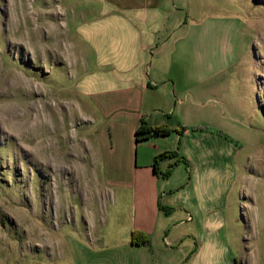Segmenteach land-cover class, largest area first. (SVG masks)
Returning <instances> with one entry per match:
<instances>
[{
	"label": "rangeland",
	"instance_id": "obj_1",
	"mask_svg": "<svg viewBox=\"0 0 264 264\" xmlns=\"http://www.w3.org/2000/svg\"><path fill=\"white\" fill-rule=\"evenodd\" d=\"M75 2L0 0V264H130L126 195L96 171L105 130L89 98L109 88L98 73L121 76L129 61L111 55L115 34L82 12L88 1ZM176 4V38L197 42L199 70L228 91L208 106L232 107L245 126L232 211L253 239L250 264H264V0Z\"/></svg>",
	"mask_w": 264,
	"mask_h": 264
},
{
	"label": "crops",
	"instance_id": "obj_2",
	"mask_svg": "<svg viewBox=\"0 0 264 264\" xmlns=\"http://www.w3.org/2000/svg\"><path fill=\"white\" fill-rule=\"evenodd\" d=\"M75 1H88L82 12L96 13V24L115 34L111 55L129 61L121 76L98 73L109 88L89 98L105 130L100 147L96 142L90 151L96 171L126 195L130 264H151L149 256L153 264L253 263V239L238 233L231 198L244 178L240 140L245 126L232 107L208 106L228 91L221 93L223 87L210 83L208 68L199 70L197 42L190 43L188 35L184 43L176 38L185 25L176 14V0ZM142 120L177 131L138 143L135 134ZM166 152L178 157L160 161L159 172L178 164L162 178L154 172V159ZM103 192L102 209L108 200ZM134 232L149 243L134 241Z\"/></svg>",
	"mask_w": 264,
	"mask_h": 264
},
{
	"label": "trees",
	"instance_id": "obj_3",
	"mask_svg": "<svg viewBox=\"0 0 264 264\" xmlns=\"http://www.w3.org/2000/svg\"><path fill=\"white\" fill-rule=\"evenodd\" d=\"M175 131H177V130H173L170 127H150L145 120H142L141 124L139 125V127L136 130L135 136H136V141L139 143V142L149 141V140L154 139V138L169 137ZM178 132H179V135L182 136L184 129H180V130H178ZM175 157H178L177 152H166V153H163V154L155 157L154 166H153L154 172L156 174L160 175L162 178H168L172 174L173 169L178 164V162H175L171 166V168L169 170H167L166 172H159L158 164L160 161H163L165 159H172ZM181 160L184 163L186 162L184 158H182ZM181 160H179V162ZM187 166L190 167L189 165H187ZM161 208L166 211V209H164L163 207H161ZM133 238H134V241H137L138 243H142V244L149 243V238L146 237L142 233H135L134 232ZM234 264H239V263L237 260H235Z\"/></svg>",
	"mask_w": 264,
	"mask_h": 264
},
{
	"label": "built area",
	"instance_id": "obj_4",
	"mask_svg": "<svg viewBox=\"0 0 264 264\" xmlns=\"http://www.w3.org/2000/svg\"><path fill=\"white\" fill-rule=\"evenodd\" d=\"M190 219V218H189Z\"/></svg>",
	"mask_w": 264,
	"mask_h": 264
}]
</instances>
